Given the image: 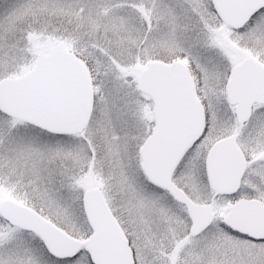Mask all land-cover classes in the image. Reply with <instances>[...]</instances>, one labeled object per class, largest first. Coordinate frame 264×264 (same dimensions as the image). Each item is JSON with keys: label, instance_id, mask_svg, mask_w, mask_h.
<instances>
[{"label": "snow or ice", "instance_id": "6c2138e0", "mask_svg": "<svg viewBox=\"0 0 264 264\" xmlns=\"http://www.w3.org/2000/svg\"><path fill=\"white\" fill-rule=\"evenodd\" d=\"M0 264H264V0H0Z\"/></svg>", "mask_w": 264, "mask_h": 264}]
</instances>
